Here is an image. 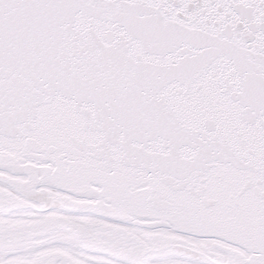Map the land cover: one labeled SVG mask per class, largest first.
Returning a JSON list of instances; mask_svg holds the SVG:
<instances>
[{
	"label": "snow or ice",
	"instance_id": "1",
	"mask_svg": "<svg viewBox=\"0 0 264 264\" xmlns=\"http://www.w3.org/2000/svg\"><path fill=\"white\" fill-rule=\"evenodd\" d=\"M0 264H264V0H0Z\"/></svg>",
	"mask_w": 264,
	"mask_h": 264
}]
</instances>
